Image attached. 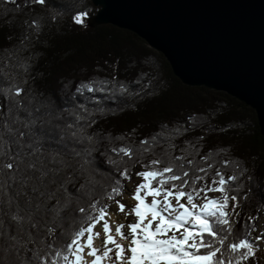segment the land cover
Listing matches in <instances>:
<instances>
[{"label": "trees", "instance_id": "1", "mask_svg": "<svg viewBox=\"0 0 264 264\" xmlns=\"http://www.w3.org/2000/svg\"><path fill=\"white\" fill-rule=\"evenodd\" d=\"M17 4L0 0V113L19 117L14 127L21 130L30 124L29 140L42 145V158L64 160L70 165L65 171L75 177L70 185L75 196L57 225L64 236L54 243L70 240L81 223L79 207L94 199L101 206L116 201L119 196L109 200L107 194L118 179L123 185L128 180L120 173L127 170L132 177L152 160L162 162L160 169L183 165L190 179L204 175L198 170L211 164L197 187L210 184L217 169L226 179L236 176L229 185L239 205L236 234L249 237L264 211V136L254 111L225 93L182 85L163 55L129 31L77 25V14L84 13V19L96 14L92 0ZM82 83H92L94 91L77 92ZM120 147L131 148L132 158L113 151ZM80 184L86 187L76 193ZM44 239L30 247L47 253L50 238ZM11 259L21 264L32 256L13 253Z\"/></svg>", "mask_w": 264, "mask_h": 264}, {"label": "snow or ice", "instance_id": "2", "mask_svg": "<svg viewBox=\"0 0 264 264\" xmlns=\"http://www.w3.org/2000/svg\"><path fill=\"white\" fill-rule=\"evenodd\" d=\"M4 2L19 7L17 0ZM35 2L44 4L46 0ZM84 15L74 16V22L83 24ZM85 89L93 92V84L82 83L77 92L82 94ZM120 91H126L124 85L120 86ZM20 92L17 89L16 95ZM76 119L83 117L78 115ZM18 122L19 117L10 120L0 113V264H14L13 253L19 257L28 252L32 259L23 260L21 264H32L33 260L36 264H45V260L47 264H246L255 256L258 242L264 240V232L254 237L256 244L247 235L239 237L236 234L239 205L237 196L229 195V185L237 179L236 176L226 179L217 169L210 184L197 187L198 182L206 179L211 164L207 169L198 170L204 175L190 179L189 171H181L183 165L174 167L169 164L160 169L158 166L162 162L152 160L142 165L147 170L136 173L142 182L135 186L132 198L136 203L125 214V223L117 224L113 232L106 219L110 217L109 206H101L100 201L94 199L87 208L79 207L81 223L72 232L70 240L54 243L64 236L58 232L57 225L65 218L75 196L70 188L75 177L65 171L70 165L64 160L52 157L46 162L42 158V145L29 140L31 125L25 123V130H21L14 127ZM85 139L91 142L93 137L86 136ZM141 143L149 142L143 140ZM113 151L129 159L133 155L132 149L127 147ZM84 162L88 163L87 159ZM110 163L118 162L110 160ZM224 163L227 165L228 162ZM188 164L191 165L192 161L189 160ZM61 172H64L63 178ZM120 175L131 179L127 170ZM85 187L80 184L76 193ZM124 191L125 187L118 179L107 199H115ZM209 192L222 193V199L209 198ZM201 193L203 202L198 204L194 201L201 198ZM147 197H151L150 202H146ZM182 199H186V204L181 203ZM229 200L233 202L231 211L228 210ZM116 204L120 212L125 211V205L119 200ZM131 215L135 216V221L127 222V216ZM101 222L103 237L100 231L94 232ZM45 236L50 238L46 242L47 253L42 254L39 248L30 247L37 245L38 240L45 243ZM97 238L102 240V252L94 246Z\"/></svg>", "mask_w": 264, "mask_h": 264}, {"label": "water", "instance_id": "3", "mask_svg": "<svg viewBox=\"0 0 264 264\" xmlns=\"http://www.w3.org/2000/svg\"><path fill=\"white\" fill-rule=\"evenodd\" d=\"M87 25L127 30L192 87L251 108L264 136V0H92Z\"/></svg>", "mask_w": 264, "mask_h": 264}, {"label": "rangeland", "instance_id": "4", "mask_svg": "<svg viewBox=\"0 0 264 264\" xmlns=\"http://www.w3.org/2000/svg\"><path fill=\"white\" fill-rule=\"evenodd\" d=\"M95 7V6H94ZM97 8V7H96ZM84 23L87 25L88 23V18H85L84 19ZM106 26V25H104ZM117 28V27H116ZM120 30H123V29H120ZM127 31V30H126ZM143 41V40H142ZM144 42V41H143ZM145 43V42H144ZM146 44V43H145ZM148 46V45H147ZM149 47V46H148ZM151 48V47H150ZM149 48V49H150ZM152 49V48H151ZM154 50V49H152ZM155 52H157L156 50H154ZM158 54H161L160 52H157ZM163 55V54H161ZM164 57V56H163ZM165 59V58H164ZM166 60V59H165ZM167 62V61H166ZM168 63V62H167ZM169 65V64H168ZM171 68V67H170ZM172 71V70H171ZM175 77V75H174ZM176 78V77H175ZM184 85V84H182ZM186 87H190V88H197V87H192V86H187V85H184ZM201 88V87H199ZM202 88H205V87H202ZM208 89V88H206ZM208 90H211V89H208ZM211 91H214L215 90H211ZM218 92V91H216ZM215 92V93H216ZM220 93H223V92H220ZM229 95V94H228ZM231 97V96H230ZM235 99V98H234ZM242 103V102H240ZM141 169L140 168H137L136 171H134L131 175V179H128L125 183H124V187H125V191L123 193V195L119 196L117 200H119L120 203L124 204L125 205V211L124 212H120L118 210V206L116 204V201H111L110 204L108 205V211L110 210V208H113L114 210V213L115 215L118 217V215L122 216L124 213L126 214L127 212V209L129 210L128 212H130L131 208L129 209L128 208V203H127V200L128 198H132L133 197V194H134V189H135V186L138 185L139 183L142 182V178L141 177H138L136 175V173L140 172ZM208 197L209 198H213V199H220L221 198V195L219 192H209L208 193ZM151 200V197H147L146 199V202H150ZM262 200L264 202V192L262 193ZM194 202L200 204L203 202V195H201V198L200 199H197L195 200ZM173 203H175V201L173 200ZM181 203H185L186 204V199H182L181 200ZM135 206V205H134ZM229 211H231V207L228 209ZM255 221V228L254 230H252L250 232V235H249V239H251L253 241L254 244H256L257 242L254 240V237L258 234H260L261 232H264V211H261L260 213H258L257 217H255L254 219ZM181 232L183 231V229L180 230ZM169 235H171V233H169ZM177 235L179 236V233H177ZM259 244V247L256 251V254L253 258H250V260L248 262H246V264H264V240H261L258 242Z\"/></svg>", "mask_w": 264, "mask_h": 264}, {"label": "bare ground", "instance_id": "5", "mask_svg": "<svg viewBox=\"0 0 264 264\" xmlns=\"http://www.w3.org/2000/svg\"><path fill=\"white\" fill-rule=\"evenodd\" d=\"M127 203H128V208L130 209V208L134 207L136 201H134L133 198H131V199L128 198ZM128 211H129V210L127 209L126 212H128ZM109 213H110V217H106V219L109 220L110 226L112 227L113 232H114V228H115V226H116L117 224H119V223H125V222H126V221H125V213H124L122 216L118 215V217H117V216L115 215V213H114L113 208H110ZM135 219H136V218H135L134 215L127 216V222H134ZM102 223H103V222H101L99 225H97V228L94 229V232H95V231H100V233H101V237L104 236V234H103V230H102ZM124 231H127V229L125 228ZM120 242H121L122 244H123V243H126L125 241H120ZM94 246H96L98 249H100L101 252L104 250V249H103L102 240H101L100 238H97V239L94 240ZM109 247H112V245H109ZM86 251H87V249H86ZM112 255H113V257H114V253H113ZM88 259H91V258H88ZM105 264H106V262H105Z\"/></svg>", "mask_w": 264, "mask_h": 264}]
</instances>
